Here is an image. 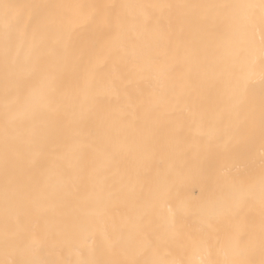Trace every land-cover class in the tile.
Listing matches in <instances>:
<instances>
[{
	"label": "bare ground",
	"instance_id": "obj_1",
	"mask_svg": "<svg viewBox=\"0 0 264 264\" xmlns=\"http://www.w3.org/2000/svg\"><path fill=\"white\" fill-rule=\"evenodd\" d=\"M262 262V0H0V264Z\"/></svg>",
	"mask_w": 264,
	"mask_h": 264
},
{
	"label": "snow or ice",
	"instance_id": "obj_2",
	"mask_svg": "<svg viewBox=\"0 0 264 264\" xmlns=\"http://www.w3.org/2000/svg\"><path fill=\"white\" fill-rule=\"evenodd\" d=\"M262 9H264V0H262ZM264 264V262H262Z\"/></svg>",
	"mask_w": 264,
	"mask_h": 264
}]
</instances>
